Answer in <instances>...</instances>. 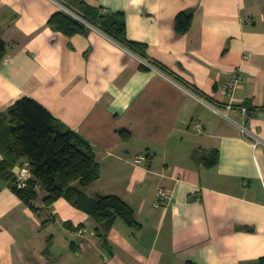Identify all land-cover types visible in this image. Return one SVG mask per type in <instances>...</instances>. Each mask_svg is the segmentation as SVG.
Masks as SVG:
<instances>
[{"label":"crops","instance_id":"1","mask_svg":"<svg viewBox=\"0 0 264 264\" xmlns=\"http://www.w3.org/2000/svg\"><path fill=\"white\" fill-rule=\"evenodd\" d=\"M70 1L121 17L125 38L168 72L143 70L102 31L53 29L52 0H0V115L30 98L77 133L100 164L88 198L120 197L141 227L116 219L104 231L64 198L45 205L41 188L33 210L0 184V264L264 258V0ZM181 13L193 19L180 36ZM235 71L242 81L229 92ZM13 173L21 184L32 178L26 160ZM159 188L170 201L156 208Z\"/></svg>","mask_w":264,"mask_h":264},{"label":"trees","instance_id":"2","mask_svg":"<svg viewBox=\"0 0 264 264\" xmlns=\"http://www.w3.org/2000/svg\"><path fill=\"white\" fill-rule=\"evenodd\" d=\"M64 2L79 10L103 33L165 70L146 56L145 46L125 38V24L121 17L107 20L102 11L92 13L70 0ZM192 19L191 13L179 14L175 19L176 33L180 36L186 34ZM49 24L70 37L90 29L61 10L51 17ZM5 56L6 45L0 41V64ZM142 69L150 71L143 64ZM121 136L124 141L131 139L127 131H122ZM0 156V184L7 185L31 209L36 210L33 204L39 195L38 188H41L46 193L45 205L51 206L64 198L92 216L104 231H108L116 219H122L134 229L141 227L134 210L120 197L110 195L88 198L85 190L100 178V164L94 149L34 100L23 98L0 115ZM24 160L28 161L32 178L21 184L13 170L23 164ZM215 163L216 157L206 164L212 166ZM248 264H264V258Z\"/></svg>","mask_w":264,"mask_h":264},{"label":"built area","instance_id":"3","mask_svg":"<svg viewBox=\"0 0 264 264\" xmlns=\"http://www.w3.org/2000/svg\"><path fill=\"white\" fill-rule=\"evenodd\" d=\"M52 1L56 4V6L61 11H64L66 14L70 15L72 18H74L78 22L86 25L87 27H89L92 30L101 31L97 26L90 23L83 16V14L79 10L74 8L73 6L69 5L68 3L64 2V1H60V0H52ZM138 58L140 59L141 63L143 65H145L146 67H148L150 70H153L155 72L165 73V70H162L158 65H156L152 61L143 59L140 56H138ZM241 81H242V77L238 71H235L234 73H232V75L230 77V81L228 82V85H227V89L229 90V92H233L240 85L239 83ZM243 112L245 113L246 109H243ZM199 129H200V126H199ZM258 143H260V142L256 141V143H254V145L256 146ZM146 162H147V157L145 155H140V156L136 157V159H135V163L138 165L146 163ZM168 201H170V196L167 195L164 188H159L156 192L154 206L156 208H158V207L162 206L165 202H168Z\"/></svg>","mask_w":264,"mask_h":264}]
</instances>
